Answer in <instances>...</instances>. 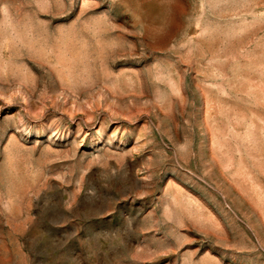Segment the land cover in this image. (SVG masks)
<instances>
[{
	"label": "rangeland",
	"instance_id": "1",
	"mask_svg": "<svg viewBox=\"0 0 264 264\" xmlns=\"http://www.w3.org/2000/svg\"><path fill=\"white\" fill-rule=\"evenodd\" d=\"M0 264H264V0H0Z\"/></svg>",
	"mask_w": 264,
	"mask_h": 264
}]
</instances>
